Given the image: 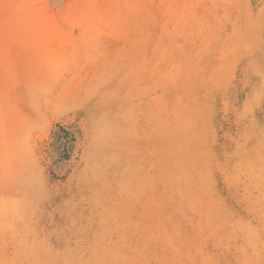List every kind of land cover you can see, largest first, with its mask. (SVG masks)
<instances>
[{"label": "rangeland", "instance_id": "obj_1", "mask_svg": "<svg viewBox=\"0 0 264 264\" xmlns=\"http://www.w3.org/2000/svg\"><path fill=\"white\" fill-rule=\"evenodd\" d=\"M0 264H264V0H0Z\"/></svg>", "mask_w": 264, "mask_h": 264}]
</instances>
